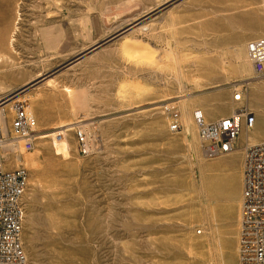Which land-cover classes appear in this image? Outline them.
<instances>
[{"label": "rangeland", "instance_id": "rangeland-1", "mask_svg": "<svg viewBox=\"0 0 264 264\" xmlns=\"http://www.w3.org/2000/svg\"><path fill=\"white\" fill-rule=\"evenodd\" d=\"M258 37L264 0H0V98L26 101L39 130L21 161L29 264H239L243 149L264 141ZM243 105L254 128L206 157L193 111Z\"/></svg>", "mask_w": 264, "mask_h": 264}, {"label": "built area", "instance_id": "built-area-1", "mask_svg": "<svg viewBox=\"0 0 264 264\" xmlns=\"http://www.w3.org/2000/svg\"><path fill=\"white\" fill-rule=\"evenodd\" d=\"M247 55L257 76L264 77V37L247 43ZM242 102L244 93L234 94ZM165 114L171 132L183 129L182 111L168 106ZM193 119L206 157L214 158L232 152L243 131H251L256 114L246 105L226 117L208 120L204 110L195 109ZM39 137L38 123L28 103L14 96L0 98V264H29L24 245L26 218L25 196L30 172L17 157L35 148ZM81 152L88 156L94 150L90 134L76 130ZM243 193L239 238V264H264V141L244 147ZM11 165V166H10Z\"/></svg>", "mask_w": 264, "mask_h": 264}, {"label": "bare ground", "instance_id": "bare-ground-1", "mask_svg": "<svg viewBox=\"0 0 264 264\" xmlns=\"http://www.w3.org/2000/svg\"><path fill=\"white\" fill-rule=\"evenodd\" d=\"M259 38V37H258ZM255 39V38H254ZM247 57H248V55H247ZM249 59V58H248ZM251 62V61H250ZM252 63V62H251ZM40 76H42L41 74H38L37 75V78H39ZM36 79V78H35ZM34 79V80H35ZM44 79V78H43ZM39 82V81H38ZM188 124V129H189V131L188 132H190V129H191V127H190V125H189V123H187ZM24 160V159H23ZM16 161H19V162H21L22 161V157H17V159H16ZM239 239V238H238Z\"/></svg>", "mask_w": 264, "mask_h": 264}]
</instances>
